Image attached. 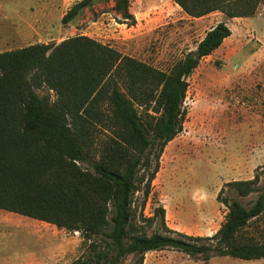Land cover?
I'll return each mask as SVG.
<instances>
[{"label": "trees", "instance_id": "trees-1", "mask_svg": "<svg viewBox=\"0 0 264 264\" xmlns=\"http://www.w3.org/2000/svg\"><path fill=\"white\" fill-rule=\"evenodd\" d=\"M97 1H76L62 23ZM173 1L192 17L227 18L255 16L264 3ZM129 4L116 0L115 10L134 22ZM231 34L219 22L169 71L88 35L0 51V209L80 232L92 254L72 264H119L130 255L144 264L148 252L165 249L206 261L264 258L260 173L222 187L227 212L213 235L170 228L163 205L145 214L164 150L184 128L189 77ZM227 187L258 197L247 207L224 196Z\"/></svg>", "mask_w": 264, "mask_h": 264}, {"label": "rangeland", "instance_id": "rangeland-1", "mask_svg": "<svg viewBox=\"0 0 264 264\" xmlns=\"http://www.w3.org/2000/svg\"><path fill=\"white\" fill-rule=\"evenodd\" d=\"M76 1L15 0L22 23L37 28H28L25 40L18 36L17 42H0V51L88 35L169 71L225 19L220 11L189 16L173 0H130L133 22L115 10L116 0H101L63 24V15ZM258 12L264 15V3ZM246 21L252 22L255 30H264V20ZM231 25L238 32L237 23ZM243 32L236 33V42L245 43L243 50H264L249 31ZM224 47L229 48L228 44ZM225 49L203 59L189 77L184 128L164 150L145 209L150 216L163 205L167 225L190 235H213L219 229L227 207L217 197L227 182L252 179L260 173L259 185H264V54L244 64L245 51L231 57L223 53ZM258 65L262 68L256 69ZM223 195L237 198L247 207L258 197V193L238 196L229 187ZM153 231L151 228L149 234ZM89 243L78 231L0 209V264H72L92 254ZM119 264L139 263L130 255ZM144 264H264V258L216 255L206 261L201 255L165 249L148 252Z\"/></svg>", "mask_w": 264, "mask_h": 264}, {"label": "crops", "instance_id": "crops-1", "mask_svg": "<svg viewBox=\"0 0 264 264\" xmlns=\"http://www.w3.org/2000/svg\"><path fill=\"white\" fill-rule=\"evenodd\" d=\"M14 2L15 0H0V42H8V41L17 42L19 41L18 36L21 38V40H25V35L26 32L28 31V28H34V30H36L37 28V26H34L32 24L30 25V27H28L22 23L21 17L23 15L20 14L18 8L15 7ZM26 7H27L26 10H28L29 9L28 5ZM209 15L210 14L206 16ZM249 18H253L255 20H264V15L263 13H258L252 17H234V18H227L225 16V19H223L222 21H226L228 23V25L232 30V34L228 38H226L223 44L216 50L225 49L224 44L225 45L228 44L229 48L227 50L225 49L226 51L223 53H227L231 57H237L241 55L242 52L245 51L242 49L245 43L240 44L236 42V37L238 36V35L236 36V33L237 34L244 33L243 29L249 31L251 33L252 38L254 37L257 38L258 43L262 44V46L264 47V30L263 29L255 30V25L252 24V22L247 23L248 21H246ZM231 22L237 23L239 27L238 32L235 31L234 27L231 25ZM245 53L246 54H244L245 56L244 64H248L249 62H251V60L255 59L256 57L257 58L262 57V55L264 54V50L259 49V50H255L254 52L252 50L247 52L246 50ZM206 57H204L203 59H205ZM260 67L262 68V65H258L255 68L257 69Z\"/></svg>", "mask_w": 264, "mask_h": 264}]
</instances>
